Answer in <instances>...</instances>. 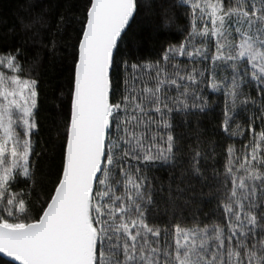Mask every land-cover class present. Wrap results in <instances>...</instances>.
Instances as JSON below:
<instances>
[{"label": "snow or ice", "instance_id": "6c2138e0", "mask_svg": "<svg viewBox=\"0 0 264 264\" xmlns=\"http://www.w3.org/2000/svg\"><path fill=\"white\" fill-rule=\"evenodd\" d=\"M56 7L17 18L66 64L47 179L38 57L0 47L2 264H264V0Z\"/></svg>", "mask_w": 264, "mask_h": 264}, {"label": "trees", "instance_id": "16d2710c", "mask_svg": "<svg viewBox=\"0 0 264 264\" xmlns=\"http://www.w3.org/2000/svg\"><path fill=\"white\" fill-rule=\"evenodd\" d=\"M66 0H0V35L7 33V38L0 40V47L10 44H22L27 55L24 57L25 66L27 67L34 58L38 57V64L35 67V75L39 80V116L38 121L41 125L40 135L36 138L40 145L47 148V154L37 164V179H47L51 158L54 154V145L57 140L56 131L57 125L60 121L61 106H60V93L66 90V64L61 62V59H54L47 48L44 47L51 38L50 32L54 29H40L39 33L34 35L36 32L34 29L32 32H24L20 29L17 21L18 17H27V5L33 3L40 6H47L50 3L56 5L55 10H62ZM149 4H155L157 7L163 3V0H146ZM39 11V7L36 8ZM144 23H139L134 27V31L137 37L148 36L150 32L149 24L147 21L150 16L146 12L143 16ZM53 16V23H54ZM13 25H16V31H7L11 29ZM179 36V34H176ZM61 37H57L58 43L62 41ZM146 48L154 47L153 44L149 43L145 45ZM64 56V52L60 53V57ZM211 99L216 100L217 95L211 94ZM178 122V121H177ZM202 130L206 138L211 140L219 141V137L213 135L212 117L211 115L204 120ZM181 132L188 133L191 135V129L181 127ZM38 145V150L40 149ZM221 151L220 148L217 149ZM220 159V158H218ZM222 163V159L220 160ZM210 175V173H209ZM157 176L164 177L166 174L158 172ZM202 187L198 182L196 183L197 192ZM207 192V188H204ZM207 199V197H205ZM211 207V206H208ZM208 207L205 211H208ZM2 264V261H0Z\"/></svg>", "mask_w": 264, "mask_h": 264}]
</instances>
